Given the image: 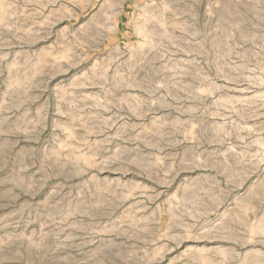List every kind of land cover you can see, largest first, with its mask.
I'll return each instance as SVG.
<instances>
[{"label":"rangeland","instance_id":"obj_1","mask_svg":"<svg viewBox=\"0 0 264 264\" xmlns=\"http://www.w3.org/2000/svg\"><path fill=\"white\" fill-rule=\"evenodd\" d=\"M0 264H264V0H0Z\"/></svg>","mask_w":264,"mask_h":264}]
</instances>
